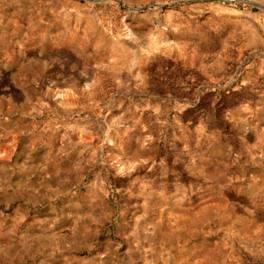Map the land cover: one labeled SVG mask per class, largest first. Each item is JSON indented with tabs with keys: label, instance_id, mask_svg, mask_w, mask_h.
I'll return each instance as SVG.
<instances>
[{
	"label": "rangeland",
	"instance_id": "rangeland-1",
	"mask_svg": "<svg viewBox=\"0 0 264 264\" xmlns=\"http://www.w3.org/2000/svg\"><path fill=\"white\" fill-rule=\"evenodd\" d=\"M0 264H264V0H0Z\"/></svg>",
	"mask_w": 264,
	"mask_h": 264
}]
</instances>
